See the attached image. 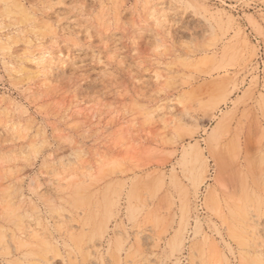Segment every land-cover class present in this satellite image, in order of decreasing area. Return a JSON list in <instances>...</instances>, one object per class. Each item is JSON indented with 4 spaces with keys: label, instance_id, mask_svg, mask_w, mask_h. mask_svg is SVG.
<instances>
[{
    "label": "rangeland",
    "instance_id": "1",
    "mask_svg": "<svg viewBox=\"0 0 264 264\" xmlns=\"http://www.w3.org/2000/svg\"><path fill=\"white\" fill-rule=\"evenodd\" d=\"M0 264H264V0H0Z\"/></svg>",
    "mask_w": 264,
    "mask_h": 264
},
{
    "label": "bare ground",
    "instance_id": "2",
    "mask_svg": "<svg viewBox=\"0 0 264 264\" xmlns=\"http://www.w3.org/2000/svg\"><path fill=\"white\" fill-rule=\"evenodd\" d=\"M50 56V54L49 53H47V52H43L42 54H41V56H40V58L39 57H35L34 59H37V58H39V62H47L48 61V57ZM38 61V60H37ZM43 65H44V63H43ZM159 111V110H158ZM163 111V110H162ZM161 111V112H162ZM168 112V111H167ZM160 115V114H159Z\"/></svg>",
    "mask_w": 264,
    "mask_h": 264
}]
</instances>
